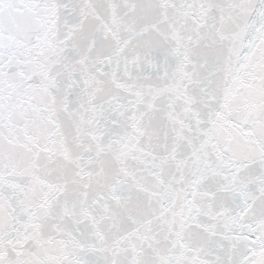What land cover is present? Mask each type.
<instances>
[{
  "label": "snow or ice",
  "instance_id": "snow-or-ice-1",
  "mask_svg": "<svg viewBox=\"0 0 264 264\" xmlns=\"http://www.w3.org/2000/svg\"><path fill=\"white\" fill-rule=\"evenodd\" d=\"M0 264H264V0H0Z\"/></svg>",
  "mask_w": 264,
  "mask_h": 264
}]
</instances>
